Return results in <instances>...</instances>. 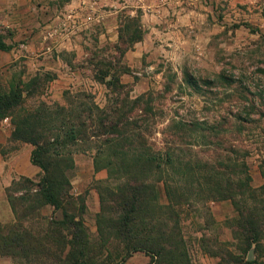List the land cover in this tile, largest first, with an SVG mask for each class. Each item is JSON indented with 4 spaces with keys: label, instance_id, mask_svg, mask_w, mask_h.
<instances>
[{
    "label": "rangeland",
    "instance_id": "rangeland-1",
    "mask_svg": "<svg viewBox=\"0 0 264 264\" xmlns=\"http://www.w3.org/2000/svg\"><path fill=\"white\" fill-rule=\"evenodd\" d=\"M69 1L0 0V43L10 49L0 51V87L24 84L16 115L71 112L46 121L40 144L70 150L66 211L82 225V246H67L63 210L25 183L43 178L31 164L38 178L5 190L14 210L0 227L24 239L29 232L38 248L0 252V264H264V0H177L159 13L152 9L169 0ZM68 14L76 17L67 37L59 30ZM102 73L105 83L117 80L113 88ZM95 108L124 127L121 155H97L104 139L92 137ZM12 122L0 124L6 171L19 151L31 159L34 150L12 140ZM66 131L78 134L57 138ZM147 150L160 169L130 174L132 159L145 169ZM109 162L122 164L112 178ZM134 178L153 187L139 212L140 240L152 248L126 253L112 237L111 193ZM237 193L245 195L230 200ZM246 213L262 226L251 247L239 227Z\"/></svg>",
    "mask_w": 264,
    "mask_h": 264
},
{
    "label": "trees",
    "instance_id": "trees-1",
    "mask_svg": "<svg viewBox=\"0 0 264 264\" xmlns=\"http://www.w3.org/2000/svg\"><path fill=\"white\" fill-rule=\"evenodd\" d=\"M4 50L7 51L10 49L6 48L0 43V51ZM106 75L107 73H102V76H100V78L98 77L99 81L113 88L116 85L117 80L114 79L112 82L105 83ZM23 87L24 84L22 82H18L16 84L10 83L8 89L6 90L0 87V124L6 118L13 119L12 123L14 128L12 132V140L28 143L33 146L34 150L31 154L30 161L33 166L38 167L43 172V178L41 179V182L36 185L28 180H25V183L37 189V192L39 193L38 197H41L44 204L54 206L59 210H63V220L60 222V225L62 229L64 228L70 232L68 233V236L71 237V240L67 246H71V249H74L76 243L82 246V243L78 239V234L81 233L80 227H82V225L79 222H75L73 216H69L66 211V205H68L67 200H70L68 194L70 184L66 171L69 168L70 163H68L67 159H62V157L69 155L70 150L69 148H66V146L50 148V145L40 144V141L44 137V133H42L41 129L46 125V121L52 120V122H55L56 119H59V116L64 115L65 117L69 118L70 111L68 112V110L60 109L59 111L52 112L49 109H46L45 111L38 109L34 110L33 112H22V114L16 115L17 108H19L24 101ZM81 97L85 99L88 96L82 95ZM81 105L83 106V104ZM96 112L99 111L96 110ZM89 119L92 121V116H90ZM110 120V115H106L104 111L99 112L98 116L96 117L98 124L97 129L92 133V137L104 139L101 146H96L98 156H101L106 152L111 153L115 157L116 154H122V150L120 149V140L123 138L121 131L124 129V127L122 128V124L119 126V120L113 123H111ZM82 125L83 124H81V126ZM62 134L63 137H68L67 139L72 140L75 134L78 133L68 131L64 133L61 132L57 138H60ZM111 137H116L113 140L114 142L119 140L117 144H111L108 141ZM0 149H2L1 146ZM144 154H150L152 156L154 155V158L147 157L145 161V169L139 168V170H135L139 166V160L133 162L132 159L131 163L129 164V168L131 167L134 171L129 170L130 174L139 175L148 169L149 171H158V169H160V163H152L154 159H158L156 157L157 154L150 153L149 150H147ZM98 163L99 162L95 160V166ZM102 165L108 170L109 178H112L115 174H117V170L121 169L122 167L121 163L113 164L109 162ZM112 166H115L116 169L113 170ZM248 191L249 187L245 190V192L249 193ZM148 192H153V187H150L145 183L139 184V182L134 178L133 180H128L126 183H122L111 193V200L116 207V212H119L118 218L110 219L112 237L118 240L120 244L125 246L126 253L137 252L142 249L143 246L146 249L152 248V246L148 244L150 241L147 242L146 245H143L145 242L143 243L140 240L144 224L142 219L139 217V212L141 206L148 198ZM103 193L104 191L102 192V190H99L101 202L104 201L102 199L104 196ZM244 193H237L235 195L229 196L230 200L234 199L235 196L237 197V195L243 196L245 195ZM255 198L256 196L253 193H249L247 196L249 201H254ZM9 201L12 210H14V206L12 205L10 199ZM63 207H65V209ZM239 227L241 228L243 236L248 239L250 247L252 244L258 243V239L262 234V226H258L254 222L250 213H246L245 217L241 218ZM17 231H19V229H15V227H0V252H4L5 255H9L10 253L14 254L13 250L17 251L18 249L22 248L23 251H25L24 245L28 242L30 243V245L28 243L29 250L34 251L36 248H38V244L36 246H32L33 241L29 232L26 231L25 236L27 239H24L17 233ZM21 234H23V232H21Z\"/></svg>",
    "mask_w": 264,
    "mask_h": 264
},
{
    "label": "crops",
    "instance_id": "crops-1",
    "mask_svg": "<svg viewBox=\"0 0 264 264\" xmlns=\"http://www.w3.org/2000/svg\"><path fill=\"white\" fill-rule=\"evenodd\" d=\"M75 2H76L75 0H70L68 4L75 3ZM182 3L183 1L178 2L177 0H169L168 5H167L168 8H165L164 5L166 3L164 2L163 6L160 9H158V11L156 9H152V12L159 13L163 10L165 11L167 9H171L172 6L175 7L177 5H181ZM9 9H10V5H6L5 7H3L2 10H7V14H8L10 13ZM7 14H6V17L8 18ZM18 153L19 154L17 155V157H15L14 159H11L8 162V164L10 165V169L7 171L5 169L6 161H3V157L0 156V222H3L5 219H10L11 217H13V212L7 201L5 190L11 187V185L15 181H17L18 178L20 177H27L33 180V179H37L39 175L38 170L36 168H33V166L31 165L29 155L26 154L24 150H23V153H20V151ZM19 157L22 158L21 163H22V166H24L22 170L20 168L21 163L17 164L16 162L17 158Z\"/></svg>",
    "mask_w": 264,
    "mask_h": 264
},
{
    "label": "built area",
    "instance_id": "built-area-1",
    "mask_svg": "<svg viewBox=\"0 0 264 264\" xmlns=\"http://www.w3.org/2000/svg\"><path fill=\"white\" fill-rule=\"evenodd\" d=\"M75 14H68L66 16H64L63 21L60 25V30L59 32H61V34H63V36H69V33H73L75 31ZM54 33V32H53ZM52 34V33H51Z\"/></svg>",
    "mask_w": 264,
    "mask_h": 264
}]
</instances>
